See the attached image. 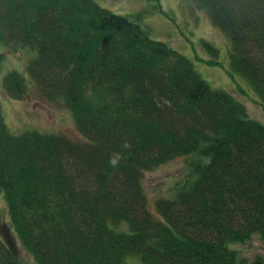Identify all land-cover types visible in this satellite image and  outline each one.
I'll list each match as a JSON object with an SVG mask.
<instances>
[{"label":"trees","instance_id":"trees-1","mask_svg":"<svg viewBox=\"0 0 264 264\" xmlns=\"http://www.w3.org/2000/svg\"><path fill=\"white\" fill-rule=\"evenodd\" d=\"M194 1L231 39L232 70L264 108V0ZM134 18L96 0H0V44L36 52L28 76L86 139L14 135L0 102L14 232L37 264H264L232 247L264 240V124ZM3 85L15 99L33 86L17 71ZM185 155L190 180L155 214L144 172ZM0 264H22L1 234Z\"/></svg>","mask_w":264,"mask_h":264},{"label":"rangeland","instance_id":"rangeland-1","mask_svg":"<svg viewBox=\"0 0 264 264\" xmlns=\"http://www.w3.org/2000/svg\"><path fill=\"white\" fill-rule=\"evenodd\" d=\"M96 1L116 14L137 17L138 23L153 39L165 42L190 59L212 89L232 94L245 105L252 118L264 124L260 95L243 76L234 74L231 65L232 41L213 23L205 8L194 0ZM35 56L36 52L30 48L13 50L0 44V102L10 132L14 135L31 131L62 134L77 142H85L72 112L63 101L42 95L28 76L26 68ZM12 71L23 73L28 77L30 86L33 84L23 99L12 98L4 89V79ZM192 159V155L180 156L144 172L143 187L154 212L160 198L173 197L190 180ZM0 234L15 245L22 264H37L14 232L8 206L1 193ZM232 247L249 261L259 255L264 257V240L259 235ZM128 264L142 262L134 257L129 259Z\"/></svg>","mask_w":264,"mask_h":264},{"label":"clouds","instance_id":"clouds-1","mask_svg":"<svg viewBox=\"0 0 264 264\" xmlns=\"http://www.w3.org/2000/svg\"><path fill=\"white\" fill-rule=\"evenodd\" d=\"M110 164L112 166H116L118 164V161L116 159H112V160H110Z\"/></svg>","mask_w":264,"mask_h":264}]
</instances>
